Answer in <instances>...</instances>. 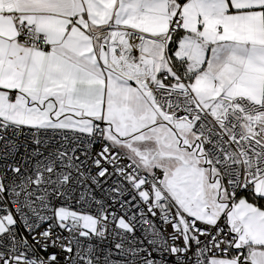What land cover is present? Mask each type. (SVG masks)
<instances>
[{
	"label": "snow or ice",
	"instance_id": "obj_1",
	"mask_svg": "<svg viewBox=\"0 0 264 264\" xmlns=\"http://www.w3.org/2000/svg\"><path fill=\"white\" fill-rule=\"evenodd\" d=\"M0 264H264V0H0Z\"/></svg>",
	"mask_w": 264,
	"mask_h": 264
}]
</instances>
